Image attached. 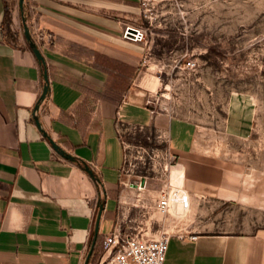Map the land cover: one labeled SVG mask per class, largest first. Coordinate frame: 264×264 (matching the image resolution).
Here are the masks:
<instances>
[{
    "label": "crops",
    "instance_id": "1",
    "mask_svg": "<svg viewBox=\"0 0 264 264\" xmlns=\"http://www.w3.org/2000/svg\"><path fill=\"white\" fill-rule=\"evenodd\" d=\"M141 15L140 0H23V11L19 0H0V264H96L107 234L126 232L124 224L136 218L147 223L141 207H154L174 169L194 222L170 233L163 264H264V225L235 229L198 216L197 196L235 201L238 189L226 183L230 161L201 148L197 123L157 105L161 69L149 43L122 36L126 24L145 26ZM23 19L46 60L41 126L73 159L53 148L33 117L44 67ZM252 128L248 121L230 133L251 145ZM143 130L162 145L158 161L167 153L175 157L169 175L154 167L153 175L126 169L127 138ZM258 141L256 156L251 148L241 153V196L255 200L256 186L264 203V144Z\"/></svg>",
    "mask_w": 264,
    "mask_h": 264
},
{
    "label": "rangeland",
    "instance_id": "2",
    "mask_svg": "<svg viewBox=\"0 0 264 264\" xmlns=\"http://www.w3.org/2000/svg\"><path fill=\"white\" fill-rule=\"evenodd\" d=\"M152 6V19L141 15V21L147 27L149 54L161 69L157 105L193 120L201 148L236 164L224 163L230 169L226 183L238 189L237 199L197 196L202 208L198 216L204 222L234 223L235 229L264 225L258 188H253L255 200L241 196L243 148H251L256 156L258 140L264 144V0H154ZM248 121L253 127L251 145L230 133ZM127 141L128 171L153 175L151 168L161 170L157 156L149 157L162 149L155 133L136 131ZM169 180L165 176L164 183ZM141 210L150 219L124 224L126 232L157 237L162 229L171 233L194 222L192 204L182 214L162 213L156 203Z\"/></svg>",
    "mask_w": 264,
    "mask_h": 264
},
{
    "label": "built area",
    "instance_id": "3",
    "mask_svg": "<svg viewBox=\"0 0 264 264\" xmlns=\"http://www.w3.org/2000/svg\"><path fill=\"white\" fill-rule=\"evenodd\" d=\"M153 1L140 0L142 16L148 21L152 19ZM122 36L129 41L145 44L147 41V27L126 24ZM45 98L38 99V108L35 109L34 107V119L38 116V110L41 109ZM154 156L156 157V154L153 153L149 157L154 158ZM174 161L175 157L167 153L159 161L160 169L166 174L167 172L170 173V166ZM94 178L99 182L98 177ZM136 183L140 186L141 181ZM185 192L187 190L183 186L175 185L169 180L159 192L156 200L157 210L168 213L177 203H185L187 201ZM170 237L171 234L167 230H162L157 237H148L144 234L132 235L129 232L113 230L106 235L103 253L96 264H163Z\"/></svg>",
    "mask_w": 264,
    "mask_h": 264
},
{
    "label": "water",
    "instance_id": "4",
    "mask_svg": "<svg viewBox=\"0 0 264 264\" xmlns=\"http://www.w3.org/2000/svg\"><path fill=\"white\" fill-rule=\"evenodd\" d=\"M19 6L21 11H23V0H19ZM24 20V19H23ZM24 35L26 36V38L29 40L30 45L35 53V55L37 56V58L40 60V62L43 64L44 67V73H43V77H44V86L42 89V92L40 94L39 99H43L47 96L48 91H49V79H48V72H47V67H46V60L44 58V56L42 55L40 49L38 48L37 44L33 41L31 34H30V30L28 25L26 24L25 20H24ZM38 108V103L35 105V109ZM35 121L36 124L38 125V127L43 131V134L50 140L53 148L59 152L62 156L66 157V158H70L73 159L74 156L67 153L48 133L47 131L41 126L40 120L38 118V116L35 117ZM85 169L93 176L95 177L94 171L92 168H90V166L88 164L85 165ZM144 183V179L141 180V184ZM103 210V204H100L99 206V210L96 216V221H95V227H94V239L91 245V248L88 252L87 258H86V263L88 262L89 257L91 256V253L93 251V247H94V243H95V239L96 236L98 234V229H99V223H100V217H101V213Z\"/></svg>",
    "mask_w": 264,
    "mask_h": 264
},
{
    "label": "bare ground",
    "instance_id": "5",
    "mask_svg": "<svg viewBox=\"0 0 264 264\" xmlns=\"http://www.w3.org/2000/svg\"><path fill=\"white\" fill-rule=\"evenodd\" d=\"M171 170V169H170ZM180 171L174 169L172 174H171V182L175 185H179V180H180ZM145 188V187H144ZM124 189V188H123ZM124 191V190H123ZM127 191V190H126ZM186 196H187V201L184 202H179L177 203L174 207H172L170 209V212H174L176 214H182L184 212V210L187 208V206L189 205V195L187 192H185ZM172 216V215H171Z\"/></svg>",
    "mask_w": 264,
    "mask_h": 264
}]
</instances>
